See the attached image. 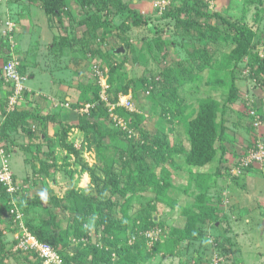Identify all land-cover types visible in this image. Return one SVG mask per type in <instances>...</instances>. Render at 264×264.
I'll use <instances>...</instances> for the list:
<instances>
[{"label":"trees","instance_id":"1","mask_svg":"<svg viewBox=\"0 0 264 264\" xmlns=\"http://www.w3.org/2000/svg\"><path fill=\"white\" fill-rule=\"evenodd\" d=\"M37 1L52 19L60 22L66 19L63 9L67 0ZM78 1L82 7L92 8L93 6L94 8V16L88 18L91 23L88 21L85 23L87 26L85 31L87 29L88 31H81L80 37L83 35L86 39L88 35L94 37L96 30L101 29L102 37L106 38L114 31L118 38L124 41L123 48L126 54L123 62L120 65L109 67L110 74L116 75L117 71H121L122 66L127 63L128 57L131 56L132 58L134 54L126 29L112 24L110 17L124 16L122 13L126 12L128 19H131L133 28L148 27V19L142 17L138 11L129 9L120 0ZM170 4L161 13V20L170 21L175 32L182 36L186 35L190 39L191 44L184 43L181 45L189 51V57L182 62L177 59L173 66H171L172 64L167 66L162 72L161 81L153 77L140 79L141 85L144 86L143 88L149 95L157 93L163 100L170 102L167 108L163 110L164 112L161 113L170 130L160 129L152 134L145 123L147 118L145 115L139 110L137 112L131 111L125 106L119 105L120 96L128 95L130 88L134 92L138 91V82L132 80L125 86L118 88L116 86L117 80L113 78L109 80V91H106L109 101L114 105V115L123 120L126 129L108 126L112 119L109 118L108 110L100 97L98 87L93 90L92 86H84V92L88 97L82 105H93L90 111V118L93 123L83 119V124L79 127L86 134L94 136L96 156L101 165L91 168L84 162L80 148L76 149L73 144L67 141L71 127L64 124L62 125V145L69 155H73L75 162L89 175L90 188L80 191L70 190L62 198L45 192V198H43L37 196L35 192L28 194L25 183L14 175L12 180L19 187V190L13 196L7 193L6 188L0 184V264L40 263L34 250L24 251L16 248L19 244L16 235L21 236L22 226L39 242L49 244L62 258L63 264H142V262H149L152 259V254L148 253L147 239L144 234L154 227H160L154 220L157 214L156 205L149 202L135 217L132 225H129V206L138 196H143L148 192L158 196L169 188V177H166L169 172L165 170V167L174 165L177 160L175 156L183 152V147L177 149L168 139V134L173 129V121H171L173 116L176 113H185L188 108L182 91H188L194 87L197 88L195 91L207 92L201 91V87L198 88V83L202 81L203 75L201 74L203 72H218V66L215 63L220 61L223 56L215 46L222 42L235 46L231 51V58L239 59L244 54L248 56L247 65L251 69V74L255 78L261 76L260 81L264 85V56L260 57L258 53L252 51L253 48H250L254 33L243 17L226 19L217 11H210L209 5L203 0H172ZM217 20H219V24ZM61 26L64 31L67 30L66 26ZM152 43L153 46L150 47L152 51L154 49L161 51L167 46L169 50H173L174 44L169 40H152ZM3 53H6V58H9V49L6 48ZM108 53L112 57L114 56V50ZM142 53L143 50H141ZM216 55H219L218 59L220 56L222 57L215 61ZM15 56L17 55L15 54ZM167 56L164 53L160 57L166 60ZM17 58L19 59L18 56ZM75 62L76 59L71 62L74 67H76ZM133 63L134 65H142L139 58L138 60L137 58L133 59ZM18 71L20 75L26 76L21 61ZM0 75L10 98L14 93V87L13 84L4 81L2 66H0ZM205 81H208L205 83L211 88L216 83L218 84L219 80L213 82L205 79ZM156 85L161 87L160 89L156 88L158 89L157 92L152 89ZM2 87L3 85L0 88ZM113 89L115 93H113ZM236 89L234 84L230 87L226 104H232L237 100L238 92ZM5 106L6 104L0 98V114L5 118L0 128V135L4 141H7L8 136L10 137V132L21 131L26 133L24 128L28 120L40 122L46 131L47 125L45 123L53 122L54 119L58 120L59 118L55 115V118L52 115L32 116L27 111L6 112ZM72 108L76 109V105ZM220 108L219 102L214 97H207L206 100L203 99L199 103L196 111L186 115L185 130L189 140V149L185 152L184 164L188 167L203 168L210 164L217 152L216 143H218V150L222 157L227 156L231 151L226 143L231 147L239 145L237 148H240L239 143L231 140L230 135L233 136L234 134L225 126L223 120L220 124L221 129L217 132V114ZM243 108L246 110V106ZM250 109V111L246 110L249 117L246 131L252 135L254 141L252 144H256L260 138L259 135H264V128L256 130L254 127L255 117L251 115V112L253 111L256 116L261 115L263 122L264 116L260 113L262 107L259 101ZM100 126L103 128H99ZM20 127L24 130H19ZM130 133L133 136H129ZM236 144L238 145L236 146ZM2 147L7 149L4 151L8 156V147ZM233 152L235 156V150ZM51 168L50 165L41 164V171L44 172V176H52V171L51 173L48 172ZM53 172H56V169ZM197 199L198 204L194 205L189 212L182 231L173 233V235L176 234L178 243L189 244L194 241H201L204 237L203 230L207 227L214 228L215 224L221 220L217 212V206L221 200L212 199L207 195L199 196ZM61 212H74L66 226L63 225V217L59 215ZM17 215H21L20 220L16 218ZM90 220L95 223V234L100 235L101 246L92 242V231L87 226ZM6 232H11L15 236L10 247L7 246L4 237ZM129 237L134 240L133 244H128L127 239ZM219 240L225 243L222 237ZM75 241L80 245H75L74 249L70 248L69 252V245L72 246L71 243L73 244ZM154 251L157 250L154 249Z\"/></svg>","mask_w":264,"mask_h":264},{"label":"rangeland","instance_id":"2","mask_svg":"<svg viewBox=\"0 0 264 264\" xmlns=\"http://www.w3.org/2000/svg\"><path fill=\"white\" fill-rule=\"evenodd\" d=\"M120 1L122 2L123 0ZM137 1L135 5V0H124L125 3H122L129 9L138 11L142 17L148 19V27L139 29L133 28L131 19H128L126 12L122 13L124 16H114V19L117 20L116 26L126 29L127 35L130 38L131 50L134 54V57H128L126 60L127 63L122 66L121 71H117L116 75H111L109 67L120 65L123 62L126 54L123 48L124 41L118 38L117 33L114 31H112L110 36L104 38L102 37V30L100 29L96 30L94 33L95 38L89 35V37L86 36L87 40L93 43H85L86 38L82 36L79 45L73 42L78 47L70 49V60L72 62V60L75 59L74 57L80 59L85 58V60H82V63L76 67L71 63V68H69L70 71L65 69L64 72H61L59 75L58 72L53 74L55 77L56 91L58 92L60 90L62 92V85L60 84L66 83L69 87H72L73 80H71V77L72 75L76 76V73H78L77 78L81 87L77 89L78 93L76 95H69L70 99L72 98L71 102L68 101L70 107L66 106L67 102L64 98L66 95L60 97L62 105H58V100L54 101L50 99L48 102H50L53 114H56L55 110L58 105V111L60 110L58 114L68 112L67 117H74L75 123L73 124L76 125H69L73 126V128H70L67 141L73 144L76 149L80 148L81 155L85 160L84 162H87L88 166L91 168H95L101 164L97 160L95 148L96 140L94 136L92 134H86V132L82 131L79 127L83 124V119L92 122L90 111L93 105L89 109L86 107L87 105H82L84 100L88 97L84 92V86H92L91 88L93 90L98 87L100 97L108 110L109 118L112 119V121L108 123V126L110 128L113 126L116 129H126L123 120L114 115V105L109 101L106 91H109V80L113 78L117 80L116 86L118 88L125 86L132 80L138 82V91L134 92L130 88L128 95L120 96V98H122L121 103L124 101V97L127 98L133 103V110L131 111L137 112V110H139L140 113L147 117L145 123L150 133H156L160 129L170 130L161 116V113L164 112L163 110L167 108L170 102L165 99L163 100L157 93L149 95L143 88L144 86L141 85L142 82L140 79L143 77H153L161 81L162 72L167 66L170 64L173 66L177 62V59L182 62L189 57V51L181 45L184 43L187 45L191 44V41L186 35L182 36L175 32L173 24L170 21L161 20V13L157 8L153 7L155 3L161 0ZM203 1H206L209 5L210 11H217L226 19H240L243 17L244 21L254 33L250 48H253L252 51L258 53L260 57L264 56V0ZM34 2L40 5L37 0H34L33 3ZM17 3L22 4L23 0H0V27H2L4 22L2 20H4L5 15L11 20L7 23L10 22L12 25L10 28L6 23V30H3V27L0 28V41L2 42H5V34L8 35L16 26L15 22L18 21L16 18L19 12L26 10V7L22 6L17 10L19 12L11 13L10 11L9 14L5 12L7 5L11 7V5ZM70 4L71 1L67 2L66 7L68 6L70 8ZM91 11H94V8H91ZM93 16L94 13L91 12L88 18H92ZM75 17L76 15L74 16V20H81L83 24L80 26L86 29L87 26L85 23L88 21V18L86 21L84 16L83 18L82 16L76 17V19ZM88 22L91 23L90 20ZM217 23H220L219 20H217ZM201 24H203V22H201ZM74 34V32L71 33L73 38ZM159 39H166L172 42L174 44L173 50H169L167 46L161 51L157 49L152 51V48H150L153 46L152 40L157 41ZM7 48L10 51L13 49L15 50L12 42L8 43ZM119 48H123L124 52L115 54V51ZM215 48H218V52L223 56H220L222 59L215 63L218 66V72H203L201 74L203 75L202 81L198 83V88L201 87V91L205 90L207 92L195 91L197 88L194 87L188 91H182L188 108L185 110V113H176L171 120L173 121V129L171 133L169 132L168 139L177 149L183 147L184 153L182 152L175 156L177 160L174 165L165 167V170L169 172L166 176L169 177V188L158 196L151 192L143 196H138L129 206V225H132L135 217L149 202L156 205L157 208V214L154 220L160 227H154L150 230L158 232L159 238L154 244H150V241L147 240L148 253H151L153 257L149 262L144 261L142 264H212L213 262H216V264H264V135H259L260 138L256 141V144H252L254 142L252 135L246 131L247 123L249 122L246 110L250 111V108H253L254 104L258 101L261 103L262 107L260 113L264 116V85H262L263 83L260 81L261 76L255 78L251 74V69L247 65V55L244 54L243 57L239 59H235L236 57L231 58L230 54L235 48L234 45L222 42L218 44V46H215ZM19 49H22V47L19 46ZM36 50L37 49H34L31 52H35ZM112 50H114L113 57L108 53ZM141 50H143L142 54ZM164 53L168 55L166 60L160 57L161 54ZM219 55L214 57L215 61L218 59ZM135 58H137V60L139 58V62L142 65H134L133 59ZM1 59H3V57L0 56V61ZM2 62L3 61H1L0 66H2ZM49 65H51V69H53L54 62L49 61ZM100 79L102 81L101 83ZM205 79L213 82L216 80L219 81L218 84L214 83L215 85L210 88V85L205 83L208 82L205 81ZM74 80H76V77ZM102 83L106 84L104 86L106 89L105 92L102 91ZM31 84L34 86V83L30 82H28L27 86H31ZM233 84L237 88V100L232 104H226L230 87ZM1 85H3V81L0 75V86ZM156 88L160 89L161 87L156 85L152 89L157 92L156 90L158 89ZM113 93H115L114 89ZM135 95L138 96H136V99ZM0 96L5 97V93L0 91ZM207 97H214L221 107L217 114V132L221 129L220 124L223 120L222 122L225 126L234 134L233 136L230 135L231 140L239 143L240 148H237L239 146L238 144H236V146L238 145L237 147H231L226 143V146H228L231 151H229L227 156L222 157L218 150V143H216L215 148L217 152L210 164L203 168H190L184 164L185 152L189 149V140L185 130L186 115H189L192 111H196L199 103L203 99L206 100ZM42 102L43 101H41V103ZM57 102L58 104H56ZM21 105L22 107H30L28 101L23 102ZM75 105L76 109H73L72 107ZM245 106L246 110L243 108ZM258 117L261 121V125L258 129L256 128V130L264 128L261 115L258 114ZM34 125L38 126L37 121L28 120L24 128L26 131L21 129V127L19 130H24V132H26L24 134L27 135L31 132L37 134L39 130L36 131L35 127H33ZM99 128L102 129L103 127L100 126ZM40 132H42V129ZM62 133L61 127L49 129L48 134L46 133L44 136H46L45 139L47 141L50 140V143L44 144L42 140H39V144L36 145L28 143V139L23 136L24 134L21 131L10 132V137H7V143L0 135V147H8L11 171L17 179L25 183L27 188L26 192L28 194L35 192L37 196L45 198L44 193L47 192L48 194L51 193V195L59 197L61 195L66 196L68 191L66 193L62 192L69 189V187L74 189L78 188V182L83 179V173H80L79 170L82 172L85 171L75 162L73 156L67 155L63 158L64 149L60 148ZM41 134L43 133H40L38 136H41ZM129 136H133V134L130 133ZM11 137L14 138L11 139ZM34 139H32L31 142L36 141ZM11 140L12 142H17V144H19L18 146L24 150L23 152H25V150L30 151V149L31 151H36L37 149L41 150L38 151V154H44L43 156H46L45 159H41L37 162L27 160L26 157L24 160L19 159V157L12 155V147L14 148V146L11 145ZM51 144H53V146ZM2 148L4 149V147ZM59 149L63 150L61 151ZM233 150L236 152L235 156ZM18 151L21 152L22 150L18 148ZM252 154H256L258 160L256 158L252 159ZM232 158L235 159L232 160ZM42 163L52 166L48 171L49 173L52 171V176H44V172L41 171ZM73 167H75V169H73ZM55 169L56 172H53ZM73 171H76V174L72 180V186H69L68 182L71 177H73ZM66 175L72 176L68 178ZM84 186L86 185L83 184V188ZM90 186L91 181L89 183V188ZM202 195H207L215 200H221V203L217 206V212L221 220L215 224L216 226L214 228L207 227L203 230L204 237L201 241H194L189 244L185 242L178 243L176 234L173 235V233L182 231L187 222L189 212L194 205L198 204L197 197ZM71 214H74V212L59 213V215L63 217L62 222L64 226L71 220ZM87 226L91 228L92 231V242L97 244V246H101L100 235L97 233L95 234V223L90 220ZM4 237L7 246L10 247L15 237L14 234L6 232ZM220 237L223 238L225 243L219 240ZM127 240L128 244H133L134 242L132 237H129ZM77 243L78 242L75 241L73 244L71 243L72 246L69 245V252L70 248L74 249V247L80 245ZM154 249L157 251H154Z\"/></svg>","mask_w":264,"mask_h":264},{"label":"crops","instance_id":"3","mask_svg":"<svg viewBox=\"0 0 264 264\" xmlns=\"http://www.w3.org/2000/svg\"><path fill=\"white\" fill-rule=\"evenodd\" d=\"M33 1L34 0H23V3H22L23 5L17 3L14 5H11V7L7 5L5 12L8 14L10 13V11L11 13L19 12L17 10H19L20 7L22 6H25L26 10L19 12L16 18L18 19V21L15 22L16 26L13 28L14 30L12 29V32H10L8 35L5 34V38H4L5 42L0 41V56L3 57V59H1V61H3L2 62L3 64L6 63L9 59L8 57L6 58V53H3L5 52L9 42L10 43L12 42L13 47H15V50L14 49L12 50L14 51L13 53L16 54L19 57L20 61L22 62L24 73L28 77V80L26 81L27 83H25V87L27 91L22 95L23 96L22 101L23 102L28 101L30 104V107L29 106L22 107L21 104L23 102L21 101V103H18L14 107L13 110H10L8 107V98H9L7 94L8 90L6 89V86L4 84H3V87L0 88V91H3L5 93V97L0 96V98L6 104L5 106L6 112L27 111L32 116L40 115V116L45 117L48 115H52V117L55 118L54 117L55 115L59 117L58 118L59 122L57 119H54L53 122L47 119L49 121L45 123V125H47L46 127L47 132L44 131L42 127L43 125H41L40 122L39 123L37 122L38 126L37 125L33 126L35 127L36 131L39 130L37 134L34 132H31L32 134L30 133L28 135L23 133L24 134L23 136H25L29 141V142L28 141L26 142L36 145V144H39L38 142L39 140L40 141L42 140L44 144L50 143V140L47 141L45 139L46 136H44V134L46 133L48 134L49 129H53L54 127L62 128V125L64 124L67 127H71V128H73V126H69V125H76V124H73L75 123L73 116L67 117L68 112H62V114H58V112L60 113V110L58 111V105H62L60 102V97H62L63 95H66L64 97L65 101L69 103L68 101L71 102L72 100V98L70 99L69 95L73 96L78 93L77 89H80L81 87L78 82V78H77L78 73H76V76L72 75L71 77V80H73L72 87H69L66 83L60 84L62 85V92L60 90L58 92L56 91L55 77L53 76V74L55 72H58V75H59L61 74V72L63 73L65 69L69 70V68H71L70 49L74 47L75 48L78 47L73 42H76L77 45H79L81 43V38L85 37L84 35L80 37L79 34L81 33V31L87 32L85 31L84 27L80 26L81 24H83V22L81 20L75 21L74 16L75 15L76 17L82 16V18L84 16L87 21V18L90 17L91 15V12L94 13V11H91V8L88 6L82 7L81 4L78 3L79 2L78 0H67V2L71 1V4H70V8L68 6L67 7L65 6L63 9V12H65L64 16H66V19L65 20L63 19L62 22L55 20L56 21L55 22L51 17H49V15H47L44 12L41 5H38L35 2L33 3ZM122 2H124V0ZM137 2L138 1L135 0L134 5L137 4ZM110 19L112 20L111 21L112 24L116 25L117 20L114 19V16H111ZM2 21H4L2 24L3 28L2 27L0 28H2L3 30H6L7 29L6 23L11 20L9 19L8 16L6 17L5 15L4 20ZM61 25L66 26L67 30L64 31ZM135 29H139V28H135ZM73 32L75 33L74 38H73V35L71 36V33ZM85 43H93V42H90L87 39H85ZM19 46H21L22 49H19ZM34 49H37V50L35 52H31ZM74 58L76 59V62H75L76 66L82 63V60H85V58H81V59L77 57H74ZM49 61L54 62L53 69H51V65H49ZM75 77H76V80H74ZM58 80L60 81L59 78ZM28 82L34 83V86L32 84L31 86H27ZM50 99L54 101L58 100L59 102V104L58 102L56 103L58 104L57 106L55 105L56 114H53V110H51L52 107L50 105V102H48ZM41 101L43 102L41 103ZM4 120H5L4 116L0 114V127L3 125ZM41 129H42V132H40ZM40 133H43V134H41V136H38ZM13 138L14 137H11V139ZM32 139L36 141L31 142ZM7 142L8 140L6 141V143ZM10 142H11V145L14 146V148L12 147V155L19 157V159L21 160H24L26 157L27 160H33L37 162V161H40L41 159H45L46 157V156H43L44 154L43 155L38 154V151H41V150L37 149L36 151L35 150L31 151L30 149V151L25 150V152H23L24 150L18 146L19 144H17V142L16 143L12 142V140ZM60 143H61L60 148L64 149L63 158H65V156L69 154L63 147L62 142ZM51 145L53 146V144ZM18 148L22 151L19 152ZM63 149H59V150L62 151ZM70 156H73V155H70ZM0 167H1V164H0ZM73 169H75V167H73ZM79 172L83 173V176H82L83 179L80 182H78V188L74 189L72 187H69V189H66L64 192L60 190L62 193H66L67 191H70V190H75V191L85 190L89 187V183H90L89 175L85 172H82L81 170H79ZM72 174H73V177H71L72 175L67 176L68 178L71 177V179L68 182L69 186H72V180L76 174V171H73ZM83 184L86 185L84 186V188H83ZM59 197L62 198L64 196L61 195Z\"/></svg>","mask_w":264,"mask_h":264},{"label":"built area","instance_id":"4","mask_svg":"<svg viewBox=\"0 0 264 264\" xmlns=\"http://www.w3.org/2000/svg\"><path fill=\"white\" fill-rule=\"evenodd\" d=\"M171 0H161L154 4L153 7L157 8L160 13H163L170 5ZM10 28L12 25L7 23ZM20 65V59L15 56L13 51L10 52V57L6 63L2 65V76L6 83L13 84L14 93L8 99V107L10 110H13L14 107L21 103L23 100V94L25 93L26 87L25 83L27 81L26 76H22L19 74L18 67ZM104 80V79H102ZM100 79V83H101ZM106 84L102 83V91L105 92L106 89L104 88ZM122 98L120 99L119 105L125 106L129 110H133V104L127 98H123V102L121 103ZM126 101V102H125ZM23 102V101H22ZM125 103V105H124ZM69 107V104H66ZM88 109L92 107V105L87 104L86 106ZM251 115L255 117L254 127L259 128L261 125V121L258 116L251 112ZM252 159H257L256 154L251 155ZM0 184L6 188L7 193L13 196L18 190L19 187L13 183V174L9 167V157L6 155L4 149L0 147ZM18 220L21 219V215H17L16 217ZM21 236L16 235V239L19 240V244L16 248L22 249L24 251L34 250L36 252V256L38 257L40 263L39 264H63L62 258L52 249V247L47 243H41L36 238H34L29 232L26 231L24 226L21 227ZM145 238L149 240L150 244H154L158 241V232L154 230H149L144 234ZM216 264V262L212 263Z\"/></svg>","mask_w":264,"mask_h":264},{"label":"water","instance_id":"5","mask_svg":"<svg viewBox=\"0 0 264 264\" xmlns=\"http://www.w3.org/2000/svg\"><path fill=\"white\" fill-rule=\"evenodd\" d=\"M123 52H124L123 48H119L118 50L115 51V54H120Z\"/></svg>","mask_w":264,"mask_h":264},{"label":"clouds","instance_id":"6","mask_svg":"<svg viewBox=\"0 0 264 264\" xmlns=\"http://www.w3.org/2000/svg\"><path fill=\"white\" fill-rule=\"evenodd\" d=\"M87 163V162H86ZM11 169V168H10ZM12 172V171H11ZM13 174V173H12Z\"/></svg>","mask_w":264,"mask_h":264}]
</instances>
